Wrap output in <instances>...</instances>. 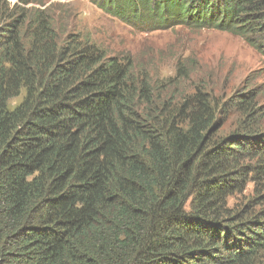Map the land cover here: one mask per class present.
<instances>
[{
    "label": "trees",
    "instance_id": "1",
    "mask_svg": "<svg viewBox=\"0 0 264 264\" xmlns=\"http://www.w3.org/2000/svg\"><path fill=\"white\" fill-rule=\"evenodd\" d=\"M32 2L0 0V264H264L256 93L168 91ZM93 3L136 32L264 43V0Z\"/></svg>",
    "mask_w": 264,
    "mask_h": 264
},
{
    "label": "rangeland",
    "instance_id": "2",
    "mask_svg": "<svg viewBox=\"0 0 264 264\" xmlns=\"http://www.w3.org/2000/svg\"><path fill=\"white\" fill-rule=\"evenodd\" d=\"M17 2V0H12ZM95 0H33L29 15L49 16L62 38L80 34L106 49L110 55L132 57L157 85L174 84L168 91L189 94L198 87L213 90L225 100L241 93H256L258 108H264V43L260 50L227 32L175 29L136 32L106 15ZM21 98L13 101L18 104ZM241 118L232 114L229 123ZM263 127V128H262ZM264 130V123L261 124ZM253 196L249 186L232 204H244Z\"/></svg>",
    "mask_w": 264,
    "mask_h": 264
},
{
    "label": "clouds",
    "instance_id": "3",
    "mask_svg": "<svg viewBox=\"0 0 264 264\" xmlns=\"http://www.w3.org/2000/svg\"><path fill=\"white\" fill-rule=\"evenodd\" d=\"M9 2H11L12 4H15L16 2H13L12 0H8Z\"/></svg>",
    "mask_w": 264,
    "mask_h": 264
}]
</instances>
